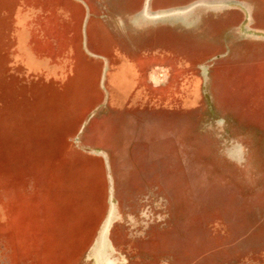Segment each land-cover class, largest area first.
Listing matches in <instances>:
<instances>
[{
	"label": "rangeland",
	"instance_id": "1",
	"mask_svg": "<svg viewBox=\"0 0 264 264\" xmlns=\"http://www.w3.org/2000/svg\"><path fill=\"white\" fill-rule=\"evenodd\" d=\"M0 264H264V0H0Z\"/></svg>",
	"mask_w": 264,
	"mask_h": 264
},
{
	"label": "water",
	"instance_id": "2",
	"mask_svg": "<svg viewBox=\"0 0 264 264\" xmlns=\"http://www.w3.org/2000/svg\"><path fill=\"white\" fill-rule=\"evenodd\" d=\"M224 5H227V4H224Z\"/></svg>",
	"mask_w": 264,
	"mask_h": 264
}]
</instances>
